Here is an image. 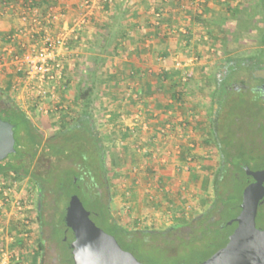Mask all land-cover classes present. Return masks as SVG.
<instances>
[{
    "label": "rangeland",
    "instance_id": "obj_1",
    "mask_svg": "<svg viewBox=\"0 0 264 264\" xmlns=\"http://www.w3.org/2000/svg\"><path fill=\"white\" fill-rule=\"evenodd\" d=\"M1 1L2 0H0V2ZM153 3H155L153 13L158 9H162L161 0H153ZM247 6H249L248 2L246 4L244 3V5L240 7L241 12L237 13L238 16L234 18L235 22H233V26L237 31H234L232 36L227 39V42L229 43L225 46L226 48H221V51L223 50L224 53L210 54L205 52L203 51V48L206 42L203 40L198 41V43L201 44V50L200 52L195 53V55L205 58H208V56L211 55L209 60L213 62V64L207 62L206 66H208V68L197 69L199 71L198 74H196L195 77H190L192 78V81L190 78L188 80L190 82L189 93L192 96H190L192 99L190 101L192 107L189 109L193 111L194 115L193 120H189L190 125L188 127L192 129L194 140L196 142V148L193 153L198 155V163L201 165L206 163L207 160V162L210 161V163L214 164L216 167L218 166L217 158L214 156V148L205 143V138H207V133L209 131L208 116L211 112L210 93L214 87L213 83L210 82V78L217 73L221 64L218 57H223L222 59L224 60L227 57H248L261 46L260 33L262 31L264 20L263 16H260L263 14L261 6L255 5L254 10L257 11L255 16L252 14V16L248 15V11H245V7ZM82 14L83 11L81 10V15ZM159 18V21L161 22L163 17L160 16ZM157 19L158 17L154 14V21H157ZM157 26H159V24ZM201 35L203 34L201 33ZM200 38H202V36ZM89 56V59H92L93 61V56H95V54L90 53ZM180 57L185 56L180 55ZM78 58H80V56ZM156 59L157 58H155L154 64L158 62ZM86 65L87 64L84 62L78 61V64H75L74 66V69H76L74 76L76 78L66 77L67 89L62 93V97L67 109L61 120L63 123L67 124L71 123V121H77V119L82 116L86 106L84 100L79 97V93L85 90L88 85L94 84L91 94L93 103L89 107V112L91 113L94 122L97 139L101 140L105 145L109 187L105 189L104 192L109 196L112 216L120 224L133 230H143L147 228L152 230L167 229V232L163 237H157L154 239V243H157L164 248L155 247V249H150L148 260H146L143 255L137 254V258L145 264H194L201 261L203 258L209 256L215 250L224 245L227 234L232 230L230 223L236 217L239 211V206L241 205L240 193L238 190L244 187L247 175L245 173L240 175L239 179L235 182L236 188L234 197L231 200L229 208H227L224 213L220 236L217 238H214L213 236L208 237L206 240L200 242L195 248L187 246H180V248H178L177 244L180 241L179 238L184 239L188 237L191 231V226L189 224H183L174 229H170V227L176 222V219H181L183 217V220L187 219L189 222L206 209L207 204L212 201L214 197L212 184L209 185L208 189L204 188L203 181L206 180L205 175L201 183L197 185L192 183L190 176L179 169L178 160H172L171 162V166L174 170L173 174L169 172L168 174H165L167 173V168L164 166L165 164L161 162L151 163V160H148V156L150 155L148 154V144L150 146H156L153 150V152H156L155 149L161 147L160 144H158V140L156 143L153 141H151L153 143H148V132L145 133V131L141 129V123H137L135 126L137 137L131 134L129 129V125H133L134 123L132 115L135 116L138 113V105L142 106V109L139 112V122L143 121L148 125V121L150 120V117H148V104H145L143 98L139 101L132 98L125 99L124 97L122 101H116L111 86L106 84V80H100L98 77L101 71L95 75L90 74L93 75L91 76V79L86 77L89 75L87 74V71L82 73V69H85L84 67ZM9 73L14 74L11 68L0 69V89L4 90V92H0L2 97L8 100L12 98L10 101L29 115V118L35 125L43 141L47 140L54 134V131L57 128L55 122L58 120H56L53 114L43 116L38 110H36L35 100L31 99L27 92L25 93L22 91L23 85L20 86V93L15 92L13 85L18 83V77L16 74L10 75ZM232 78L239 80L244 79L251 84L254 83L249 78V73L244 68H239L233 72ZM128 90L137 92L142 97L140 90L136 86H130L125 92ZM18 94H21L20 98L18 97ZM131 101H134L135 103L134 111L130 108ZM174 125H177V123L174 122ZM14 132L16 137H20V141L17 142L16 145L17 150L20 147V149L24 151L27 147L25 133L22 130H19L18 126L14 128ZM139 144L146 146L147 152L136 150V147ZM40 153L41 152L38 151L34 159L35 161L39 160L36 163L39 164V167L43 168L47 165L48 160L41 158ZM11 157L12 155L5 159V161L1 162L0 166L5 164ZM261 166L262 163L258 161L252 165V169L258 170ZM32 170L33 167L29 169V171ZM22 172L21 174H24V171ZM26 175L31 176L30 174ZM208 177L212 179L210 175ZM180 183L187 185L191 191V195H179L178 197H174L173 205L171 203L169 204L165 199V196L162 195V200L156 203L148 198L149 192H155L159 186H170L172 189H175ZM75 191L76 189L70 185L65 191L58 195L56 202V196L53 193L46 194V206L42 213V223L39 219L38 208L40 199L38 200L39 192L36 188L35 204L37 207V216L35 222L37 223V237L35 245L39 247L38 244L40 243L44 246L43 251L39 249L38 252L41 259L40 264H42V262L43 264H63L62 250L56 240L51 236L50 224L53 222L55 228L60 231V236L65 235L63 237L65 240H67L66 238H70L71 230L66 225H63L62 220L68 196ZM75 194L81 198L84 206L90 211V216L93 221L107 232H110L108 227L105 226L100 218L94 213L90 199L87 196L88 192L85 191L84 188H81L79 191L77 190ZM205 201L208 203L206 204ZM154 207H156V209ZM150 218H152V220ZM257 224L259 226L264 224L262 206L261 209H259V214L257 216ZM164 240H169L171 243L166 246ZM65 244L63 245V249L68 252L67 245ZM53 259H55V261H53Z\"/></svg>",
    "mask_w": 264,
    "mask_h": 264
},
{
    "label": "trees",
    "instance_id": "obj_2",
    "mask_svg": "<svg viewBox=\"0 0 264 264\" xmlns=\"http://www.w3.org/2000/svg\"><path fill=\"white\" fill-rule=\"evenodd\" d=\"M26 1H34L35 6L43 3V0ZM255 5L261 6L264 19V0H257V3L250 7L248 15H256ZM239 12H241L240 8L233 9L234 15ZM260 44L259 49L251 56L227 57L220 64L217 73L210 78L214 87L210 93L211 112L208 116L209 131L205 143L214 148V156L217 158L218 166L204 163L200 169L192 170L189 176L191 182L197 185L203 181L205 175L204 188L208 189L209 185L212 184L214 197L209 203L205 201L206 204L208 203L207 207L200 215L189 222L187 219L183 220V217L176 219V222L170 227V229H174L183 224L191 226L188 237L179 238L178 248L180 246L195 248L208 237H219L224 213L234 197L235 182L240 175L244 173L247 175L245 166L252 169V165L259 161L262 163L260 169H264V99L256 90L246 89L248 81L232 78L233 72L239 68L246 69L250 79L257 76L255 69L264 62V20L260 33ZM91 70L95 75L96 67ZM162 76L171 80L174 77L165 72ZM93 86L94 84H90L79 93V97L84 100L86 106L82 116L77 121H71L67 124L63 123L62 120L55 122L57 128L54 134L45 141H43L29 115L10 101L12 98L10 100L4 99L0 93V118L12 122L14 128L18 126L19 130L25 133L27 139L26 149L23 151L19 147L18 150L16 148L15 152L10 153L5 159L11 155L12 157L0 166V173L14 170L17 173L24 171V175H31L30 177L41 195L39 219L42 223L43 201H45L46 194L53 193L56 196V202L58 195L70 185L76 191L84 188L88 192L87 196L94 213L110 230L108 233L114 235L124 249L131 251L136 257L137 254L143 255L148 260L150 249L164 248L154 243V239L163 237L167 229L133 230L120 224L112 216L109 196L104 192L109 187L105 145L97 139L94 122L89 112V107L93 103L91 96ZM175 87L176 89L171 96L176 101L186 102L187 93L183 90V85L175 82ZM0 92H4V90L0 89ZM19 141L20 137H16L15 146ZM38 151L41 152V158L48 160L47 165L43 168L36 163L39 160L35 161L34 159ZM185 154L186 152H184L183 158ZM31 167L33 170L29 171ZM209 175L212 179L208 177ZM247 184L248 180H246L244 187L238 190L241 202L243 190ZM76 191L69 194L63 217L69 199ZM176 196L178 197L179 194H166L165 199L174 204V197ZM240 211L241 205L237 215ZM62 223L65 225L63 220ZM50 225L51 233L61 247L63 264H74L69 247V243L74 238L72 230L69 228L71 235L69 239L66 238L67 240H65L63 238L65 235L60 236V231L55 228L53 222ZM230 226L232 230L227 234L223 246L226 245L230 234L234 231L235 225L230 224ZM164 243L167 246L171 241L164 240ZM64 244L67 245L68 252L63 249ZM38 246V249L43 251V244L39 243Z\"/></svg>",
    "mask_w": 264,
    "mask_h": 264
},
{
    "label": "crops",
    "instance_id": "obj_3",
    "mask_svg": "<svg viewBox=\"0 0 264 264\" xmlns=\"http://www.w3.org/2000/svg\"><path fill=\"white\" fill-rule=\"evenodd\" d=\"M188 1L168 0L163 19L157 26L154 21L153 0H112L105 7L102 6L104 5L102 0H94L98 7L82 25L80 37L73 43V52L66 60L65 75L68 78H76L74 66L78 64V61L87 64L85 69H82V73L87 71V74H93L91 69L95 67L96 73L101 71L98 77L100 80H106V84L111 86L116 101H122L125 90L130 86H136L140 90L145 104H148V117H150L149 128H143L145 133L148 132V143L157 142L158 139L153 137L159 136L160 130L168 120L177 122L180 115L188 120L194 118L193 111L189 109L192 107L189 93L190 82L179 81V72L174 70L172 60L180 55L187 56L200 52L201 44L198 41L202 40L206 42L203 51L210 54L224 53L221 48H226L225 46L229 43L227 39L234 31H237L233 22L238 14L234 15L233 9L240 8L248 2L249 6L245 7V11L249 13L250 7L257 3V0H226V2L208 0L201 25L199 23L201 15H196L191 7L190 13L193 12V15H196L193 16V21L188 22L182 13L181 5L188 4ZM80 2L81 0H43L41 5L35 6V2L32 1L30 4L33 9L30 10L26 0H2L0 2V55L4 43L9 41L21 27H25L21 14H29L28 25L31 29L57 33L65 24H72L79 19L82 10L79 8ZM51 12L61 13V16L55 19L47 18ZM184 26L187 29L186 34L181 32ZM14 43L19 49H31L34 45L33 38L29 35L16 37ZM90 53L95 54L93 61L89 59ZM209 57L211 58V55L208 58L199 57L196 64L189 70V78L198 74L197 69L208 68L207 62L213 64ZM155 58L158 60L156 64H154ZM222 58L218 57L221 63L224 60ZM164 72L173 75L172 80L164 78L162 76ZM89 75L86 77L91 79L92 75ZM190 80L192 81V78ZM175 82L183 85V90L187 93L186 102L176 101L171 96L176 89ZM131 102L130 108L134 111L135 103ZM130 128L131 125H129ZM168 143L173 149L176 140ZM180 143L183 149H188L184 140ZM158 144H162V139L158 140ZM183 154L184 151L181 157L175 154L168 156L164 165L167 168L165 174L168 172L173 174L171 162L172 160L180 162ZM148 160H151V163L158 162L152 156H148ZM206 163L210 161L206 160ZM35 221L34 227L37 231ZM29 250L24 259L15 264H40L38 247L35 245Z\"/></svg>",
    "mask_w": 264,
    "mask_h": 264
},
{
    "label": "built area",
    "instance_id": "obj_4",
    "mask_svg": "<svg viewBox=\"0 0 264 264\" xmlns=\"http://www.w3.org/2000/svg\"><path fill=\"white\" fill-rule=\"evenodd\" d=\"M105 7L112 0H102ZM226 2V0H221ZM28 8L33 9L31 1H27ZM162 9L154 13L158 19L156 24H160L159 17L164 14L165 5L168 0H161ZM188 4L181 5V11L188 22L193 21V16L201 15L199 23L202 25V16L204 8L209 3L208 0H189ZM98 7L94 0H81L80 8L83 14L72 24H65L57 33H51L46 30L31 29L29 27V14H21V20L25 27H21L11 36V39L4 43L0 55V69L11 68L18 77V83L13 85L15 92L22 91L35 100L36 110L43 116L54 115L56 120L60 121L66 112L67 106L64 103L62 93L67 89L65 64L69 55L73 52V43L80 37V29L85 24L90 15ZM190 7L194 13H190ZM36 11V10H35ZM61 16V13L51 12L47 18L55 19ZM182 33L186 34V26L182 27ZM20 35H29L33 38V47L31 49H19L14 43L15 38ZM199 60V56L187 55L185 57L177 56L173 59L174 69L179 72V81L186 82L189 78V70ZM19 87V88H18ZM21 94H18L20 98ZM124 96L126 99L142 100L137 92L128 90ZM138 113L133 116L134 123L131 125L130 133L137 137L135 126L141 123L142 130L149 128L146 122H139V112L142 109L138 105ZM177 125L174 121H167L155 139H162L161 147L156 148L148 144V154L154 159L165 164L168 156L175 154L179 157L182 151L186 152L184 158L179 162V169L183 173H189L192 170H198L201 164L198 163V155L193 153L196 148L194 134L188 126L189 120L184 116H179ZM177 126V127H176ZM144 139V138H142ZM176 140L174 148L168 142ZM185 141L188 149H183L181 141ZM147 147L137 145L136 150L147 152ZM151 192V191H150ZM148 194L151 201L159 202L162 196L179 194L181 196L191 195L187 185L180 183L177 188L170 186H159L155 192ZM36 187L30 176L17 173L14 170H7L0 173V264H15L24 259L30 248L35 246L36 230L34 220L36 218ZM193 194V193H192ZM169 203V202H168ZM170 204V203H169ZM172 204V203H171ZM173 205V204H172ZM156 209V207H154ZM152 220V218H150Z\"/></svg>",
    "mask_w": 264,
    "mask_h": 264
},
{
    "label": "water",
    "instance_id": "obj_5",
    "mask_svg": "<svg viewBox=\"0 0 264 264\" xmlns=\"http://www.w3.org/2000/svg\"><path fill=\"white\" fill-rule=\"evenodd\" d=\"M15 144L14 124L0 118V161L16 151ZM245 171L254 181L243 190L237 226L225 246L196 264H264V229L256 223L264 198V169L245 166ZM63 221L74 235L69 243L74 264H145L93 221L77 194L70 197Z\"/></svg>",
    "mask_w": 264,
    "mask_h": 264
},
{
    "label": "flooded vegetation",
    "instance_id": "obj_6",
    "mask_svg": "<svg viewBox=\"0 0 264 264\" xmlns=\"http://www.w3.org/2000/svg\"><path fill=\"white\" fill-rule=\"evenodd\" d=\"M255 72L257 73V72H260L259 73V76H256V77H254L253 79H251L252 80V82H254L253 84H251V83H248L247 85H246V89H250V90H252V91H254V90H256V92H259L260 93V95H261V97H262V99H264V62L263 63H261L256 69H255ZM237 89H238V87H237ZM247 180H248V184L249 183H251V182H253L254 181V178H253V176H249V175H247ZM247 184V185H248ZM40 193L38 194V200L40 199ZM39 203H40V200H39ZM43 203H44V206H43V210L45 209V206H46V203H45V201H43ZM263 205H264V198H263V200L260 202V204H259V207H258V212H257V216H258V214H259V209H261V206H262V212L264 213V207H263ZM40 207V206H39ZM39 209V208H38ZM44 211H42V213H43ZM200 215V214H199ZM257 216H256V223H257ZM236 218V217H235ZM235 218L232 220V222L230 223V224H233V225H235L234 226V229H235V227L237 226V221L235 220ZM257 226L260 228V229H264V224L262 225V226H259L258 224H257ZM50 227H51V225H50ZM51 230H52V228H51ZM50 236V235H49ZM51 236H52V238L54 239V237H53V235H52V233H51ZM53 261H55V259H53Z\"/></svg>",
    "mask_w": 264,
    "mask_h": 264
}]
</instances>
